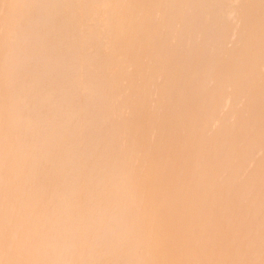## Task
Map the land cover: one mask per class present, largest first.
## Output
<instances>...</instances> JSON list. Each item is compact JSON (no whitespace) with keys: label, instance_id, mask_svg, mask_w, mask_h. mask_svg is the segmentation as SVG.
I'll use <instances>...</instances> for the list:
<instances>
[{"label":"bare ground","instance_id":"6f19581e","mask_svg":"<svg viewBox=\"0 0 264 264\" xmlns=\"http://www.w3.org/2000/svg\"><path fill=\"white\" fill-rule=\"evenodd\" d=\"M263 67L264 0H0V264H264Z\"/></svg>","mask_w":264,"mask_h":264},{"label":"rangeland","instance_id":"374dc122","mask_svg":"<svg viewBox=\"0 0 264 264\" xmlns=\"http://www.w3.org/2000/svg\"><path fill=\"white\" fill-rule=\"evenodd\" d=\"M228 46L232 47V43H229ZM263 68H264V67H263ZM262 72H263V74H264V69H262ZM261 154H262V153L260 152V154H258V156L261 155ZM260 157H261V156H260ZM252 168H253V166L251 165V166H250V169H252Z\"/></svg>","mask_w":264,"mask_h":264}]
</instances>
